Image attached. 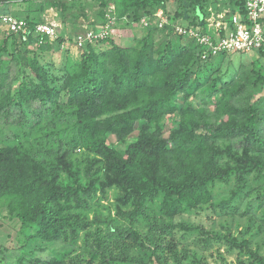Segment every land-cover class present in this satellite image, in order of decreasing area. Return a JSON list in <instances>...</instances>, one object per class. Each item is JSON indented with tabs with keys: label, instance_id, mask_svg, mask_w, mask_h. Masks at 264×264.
<instances>
[{
	"label": "trees",
	"instance_id": "obj_1",
	"mask_svg": "<svg viewBox=\"0 0 264 264\" xmlns=\"http://www.w3.org/2000/svg\"><path fill=\"white\" fill-rule=\"evenodd\" d=\"M82 1L79 5L77 0H45V4L0 0V10L9 4L24 5L25 10L5 9L25 18L31 29L30 35L3 32L0 41V216L6 211L10 218L19 220L17 240L22 249L21 256L7 259L6 264H75L67 261L69 248L58 250L52 245L61 241L75 245L87 228L85 217L98 188L91 175L85 184L81 176L89 174L97 162L103 163L112 177L108 186L120 190V201L127 204L131 194L139 193L134 209H119V214L130 219L136 217L148 196L160 191L164 205L170 203L165 206L169 211H162L172 216L179 208L196 205L204 193L208 201L209 185L216 181L234 180L230 194L223 199L227 207L253 182H264V139L257 107L232 109L236 89L227 87L216 110L204 113L203 121L191 108V92L196 89L192 86L200 76L190 81L196 72L195 60L202 53H195L198 44L192 38L182 43L184 35H192L180 33L177 27L215 40V30L207 21L211 15L208 11L195 13L209 0H176L181 5L170 17L173 21L168 34L159 30L166 36L163 40L155 39V26L137 38V43L123 48L113 42L110 33L104 42L97 39L88 44L80 59L68 57L64 67L43 62L40 53L65 42L68 29L78 28L81 18L91 27H104L108 22L106 8L114 4L120 16H129L134 23L142 15L154 13L156 7L166 8L170 0H93L100 10L91 14V3ZM229 1L231 8L223 11L225 18L245 12L247 0ZM48 6L60 12L66 31L54 42L47 34H35L37 24L44 23L42 13ZM110 43L112 47H108ZM200 47L202 51L203 45ZM256 51L263 54L264 48ZM230 54L222 51L211 58ZM13 60L20 67L16 72L10 65ZM258 67L255 81L264 86V66L259 63ZM178 112H182L178 126L165 137L164 118ZM134 129H139L136 140L111 142L112 137L120 140ZM234 139L241 140L238 146ZM82 157L84 167L79 161ZM169 159L174 161L170 171L159 174L168 168L163 163ZM200 170L205 176H200ZM61 172L71 178L72 185L63 182ZM258 198L260 205L264 204V193H258ZM135 232L132 228L130 235ZM244 243L254 257L251 264H264V254ZM48 251V258L41 255ZM3 252L1 246L0 264L5 262ZM95 257L93 251L90 258ZM148 264L164 263L155 251Z\"/></svg>",
	"mask_w": 264,
	"mask_h": 264
},
{
	"label": "rangeland",
	"instance_id": "obj_2",
	"mask_svg": "<svg viewBox=\"0 0 264 264\" xmlns=\"http://www.w3.org/2000/svg\"><path fill=\"white\" fill-rule=\"evenodd\" d=\"M177 1L170 0L165 4L166 8L156 7L154 13H146L134 23L129 16H120L117 7L111 4L106 8L108 22L104 27H97V25L91 27L88 22L81 18L78 22L80 24L78 28L70 27L68 29L65 42L54 45L52 50L40 53L41 60L43 62L52 61L57 68L64 67L68 57L75 60L80 59L88 44L96 42L97 39L104 42L110 33L113 42L123 48L131 47L137 43L136 41L148 29L155 26L158 29L155 39L163 40L166 37L164 33L168 34L167 29L171 28L172 25L173 20L170 17L175 14L178 7L180 9L181 3L179 5ZM42 2L45 4V0H35L36 4H42ZM88 2L92 5L90 14L100 10L97 1L88 0ZM77 3L82 5L83 1L77 0ZM204 5L199 7L195 13L208 11V16L217 17L218 13L231 8L229 0H209ZM5 8L12 11L25 10L24 5L9 4V6L1 7L2 10L0 11L7 13L8 10ZM42 15L44 23H52L56 27L55 33L50 36L53 42L57 40L59 35L66 34L60 12L56 8L44 7ZM168 15L170 16L168 17ZM127 22L130 26L125 25ZM159 30L164 31V33ZM3 32L8 35L5 24L1 23L0 41L4 37ZM30 33L28 34L30 35ZM92 33L97 34V37L89 39ZM102 33L104 36H101ZM185 36L182 38V43H187V40L192 38L195 41L194 44L196 46L198 44L195 53L198 52L199 56L200 53L203 54L204 47L201 51L200 40L196 37ZM34 45L33 43L30 44L31 48ZM100 45L103 47L102 44ZM108 47H112V43L108 44ZM208 59L210 60L204 63L207 59L201 56L195 60L193 67L196 72L192 75L190 83L194 82L197 76H200L197 79V84L194 83L192 86L196 89L194 93L191 92L190 97V100L193 101L191 108L196 111L194 114L203 121L204 113H213L216 110L219 97L225 93L222 90L232 87V90L236 89L232 93L235 96L231 99L234 104L232 109L239 107L249 109L250 105L257 107V117L262 129L260 135L264 139V118L263 120L260 119L264 115V86L255 81L256 74L254 73L260 68L258 67L259 63L264 66V53L260 54L257 51L233 53L221 58L209 57ZM10 65H13V72L20 69L15 60L11 61ZM203 67L205 68L201 70ZM212 84L215 85V88L210 87ZM250 95L251 97H249ZM181 113L170 114L164 118L166 124L165 137H169L171 131L178 126ZM222 116L221 118L224 119L223 113ZM2 121L3 118L0 116V122ZM3 137L5 138V136ZM138 137L139 129H134L120 140H117V137H112L111 142L128 143ZM239 141L241 140L234 139V144L238 146ZM73 157L75 158L76 155ZM79 161L84 167L86 161L83 157ZM167 161L163 164L167 165L168 168L159 174L170 171L169 168L172 167L174 161L172 159ZM61 174L63 175L61 178L63 182L68 185L73 184L70 177L63 172ZM199 174L201 177L205 176L201 170ZM88 175L92 176H90L91 181H95L98 190L97 197L92 200L93 206L85 217L89 223L87 228L81 232V237L75 245H69L64 241L52 245V248L58 250L70 249L69 256L66 257L68 262L72 261L75 264H89V262H92L91 264H148L153 253L157 251L164 264H251L254 257L244 242H248L253 250L264 254V204L260 205L257 200L259 199L258 193L260 195L264 193V182H258V184L253 182L238 200L233 201L227 207L223 199L225 200L230 194L234 180L229 183L216 181L209 185L208 191L211 197L208 201L204 200V193L196 205L191 208H179L178 212L172 216H165L162 211V209L166 212L169 211L165 206L170 203L164 205L162 201L164 194L160 191L154 197L148 196L144 205L138 209L136 217L130 219L128 215L119 214V209L121 211L134 209L138 204L139 193L131 194L127 204L120 201L118 196L120 190L108 186L112 177L105 170L103 163L97 162V165L92 166L89 174L83 173L81 176L82 183L85 184L89 181ZM121 191L126 192L125 190ZM250 202L253 204L249 205ZM261 203L264 202L261 201ZM19 228L20 222L17 218H10L6 211L2 212L0 216V248L3 246L4 249V264H6L7 259L15 260L22 254V249L19 247L20 243L17 240ZM132 228L138 232L131 236ZM93 251L97 253V257L92 259L90 254ZM41 255L48 258L51 252L48 251Z\"/></svg>",
	"mask_w": 264,
	"mask_h": 264
},
{
	"label": "built area",
	"instance_id": "obj_3",
	"mask_svg": "<svg viewBox=\"0 0 264 264\" xmlns=\"http://www.w3.org/2000/svg\"><path fill=\"white\" fill-rule=\"evenodd\" d=\"M225 17V14L221 13L217 17L212 15L207 18L209 26L215 30V40L208 35H201L193 29L186 30V28L178 26L177 30L180 33L188 32L192 36L198 37L204 47L202 57L205 59L222 51L249 53L264 48V0H247L245 12L230 13V16ZM1 23L5 24L8 34L31 32L27 20L14 14L0 11ZM55 30L56 27L52 23H40L37 24L35 33L52 36ZM101 36H104V33ZM93 37H97V34L92 33L89 39H93Z\"/></svg>",
	"mask_w": 264,
	"mask_h": 264
},
{
	"label": "crops",
	"instance_id": "obj_4",
	"mask_svg": "<svg viewBox=\"0 0 264 264\" xmlns=\"http://www.w3.org/2000/svg\"><path fill=\"white\" fill-rule=\"evenodd\" d=\"M221 13H223V12H221ZM221 13H218V14H221Z\"/></svg>",
	"mask_w": 264,
	"mask_h": 264
}]
</instances>
